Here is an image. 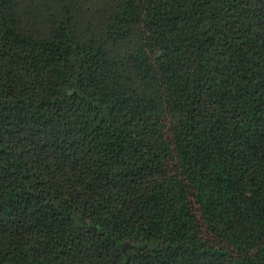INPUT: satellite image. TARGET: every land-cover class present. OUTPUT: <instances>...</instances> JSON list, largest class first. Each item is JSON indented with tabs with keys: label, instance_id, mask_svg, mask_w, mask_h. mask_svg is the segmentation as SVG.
Here are the masks:
<instances>
[{
	"label": "trees",
	"instance_id": "16d2710c",
	"mask_svg": "<svg viewBox=\"0 0 264 264\" xmlns=\"http://www.w3.org/2000/svg\"><path fill=\"white\" fill-rule=\"evenodd\" d=\"M74 9L0 0V264H264V0Z\"/></svg>",
	"mask_w": 264,
	"mask_h": 264
},
{
	"label": "rangeland",
	"instance_id": "374dc122",
	"mask_svg": "<svg viewBox=\"0 0 264 264\" xmlns=\"http://www.w3.org/2000/svg\"><path fill=\"white\" fill-rule=\"evenodd\" d=\"M70 1L76 5V9L71 15L74 16L77 30L83 36H89L93 31H97L99 18L104 14L105 0ZM44 10H46V7Z\"/></svg>",
	"mask_w": 264,
	"mask_h": 264
},
{
	"label": "water",
	"instance_id": "95a60500",
	"mask_svg": "<svg viewBox=\"0 0 264 264\" xmlns=\"http://www.w3.org/2000/svg\"><path fill=\"white\" fill-rule=\"evenodd\" d=\"M127 246H130V244H129L127 241H125V242L123 243V245H122V249L125 250V248H126Z\"/></svg>",
	"mask_w": 264,
	"mask_h": 264
}]
</instances>
